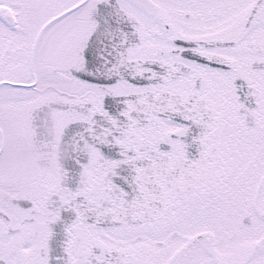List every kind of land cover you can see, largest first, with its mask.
I'll return each mask as SVG.
<instances>
[{"label":"snow or ice","instance_id":"snow-or-ice-1","mask_svg":"<svg viewBox=\"0 0 264 264\" xmlns=\"http://www.w3.org/2000/svg\"><path fill=\"white\" fill-rule=\"evenodd\" d=\"M0 264H264V0H0Z\"/></svg>","mask_w":264,"mask_h":264}]
</instances>
